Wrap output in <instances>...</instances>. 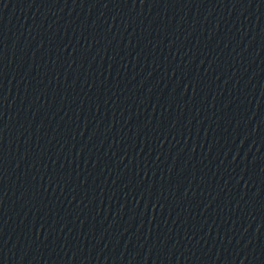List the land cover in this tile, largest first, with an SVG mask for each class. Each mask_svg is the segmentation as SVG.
Here are the masks:
<instances>
[{"label": "water", "instance_id": "1", "mask_svg": "<svg viewBox=\"0 0 264 264\" xmlns=\"http://www.w3.org/2000/svg\"><path fill=\"white\" fill-rule=\"evenodd\" d=\"M0 264H264V0H0Z\"/></svg>", "mask_w": 264, "mask_h": 264}]
</instances>
